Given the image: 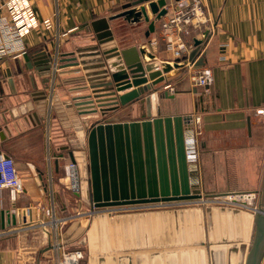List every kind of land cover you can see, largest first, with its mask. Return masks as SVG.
I'll return each mask as SVG.
<instances>
[{
    "label": "crops",
    "instance_id": "0c3cea01",
    "mask_svg": "<svg viewBox=\"0 0 264 264\" xmlns=\"http://www.w3.org/2000/svg\"><path fill=\"white\" fill-rule=\"evenodd\" d=\"M139 1L28 0L38 24L23 35L21 50L0 58V153L14 159L24 186L13 201L7 191L0 194V264H30L25 259L32 260L31 264H51L55 252L46 249L47 236L38 233L46 231L37 225L46 219L42 208L53 205L60 215L87 206V201L90 204L86 131L102 114L98 107L93 117L80 113L73 99L92 97L94 91L111 92L103 91L111 86L102 72L105 68L93 62L101 55H91L89 49L97 44L96 33L103 22L107 20L113 34L103 46L147 45L157 64L174 60L161 41L149 43L158 37L160 19L147 37L144 20L108 19ZM200 1L214 28L205 23L200 25V33H184L185 41L194 48L183 53L184 61L179 64L186 66L188 59L195 58V67L211 68V83L192 85L187 68L167 77L171 83L146 99L107 111L103 121L139 120L156 114L198 115L197 158L193 162L203 194H259L264 190V120L257 113L264 108V0ZM147 13L152 18L149 10ZM45 19L51 27L42 23ZM195 39L202 42L195 45ZM70 161L80 173L78 194L67 187L64 166ZM71 195L76 200L73 207L69 206ZM63 205H67L64 211L60 209ZM195 216L197 229L178 236L184 240L177 245L179 254H172L170 215L164 214L130 215L136 228L130 230L129 241L120 242L119 250L137 248L135 264H244L253 232L249 210L217 212L211 207L196 210ZM143 221L148 223L146 231L138 227ZM19 223L25 225V231L13 234L10 228ZM81 224L84 233L86 225ZM88 232L83 238L90 246L86 264H99L96 255L107 249L108 236L104 231ZM111 233L115 240L129 231ZM101 238L104 245L96 241ZM31 251L36 252L34 258Z\"/></svg>",
    "mask_w": 264,
    "mask_h": 264
},
{
    "label": "water",
    "instance_id": "95a60500",
    "mask_svg": "<svg viewBox=\"0 0 264 264\" xmlns=\"http://www.w3.org/2000/svg\"><path fill=\"white\" fill-rule=\"evenodd\" d=\"M166 3L167 0H140L130 7L124 6V10L108 19L121 16L130 23L144 20L148 23L144 32L147 37L153 32L155 22L165 14ZM112 39V31L105 20L96 33L97 44L89 48L91 55H101L93 62H99L105 68L102 72L106 73L104 77H108L107 84L111 86L103 91L111 92L98 94L94 91L92 97L73 99L80 113L88 112L93 117L98 107L102 114L86 131L91 203L102 207L190 201L207 196L196 179V166L187 156L188 114L103 121L107 111L146 99L150 93L168 86L172 80L167 77L184 73L187 66L179 64L178 59L157 64L155 54L147 45H131L120 50L103 46ZM201 42V39L194 40L195 45ZM117 91L124 92L117 94ZM78 135L82 138V133ZM252 221L253 232L244 264H264V193L258 208L253 211ZM84 229L79 220H73L62 232V243L75 240Z\"/></svg>",
    "mask_w": 264,
    "mask_h": 264
},
{
    "label": "built area",
    "instance_id": "2783aa9c",
    "mask_svg": "<svg viewBox=\"0 0 264 264\" xmlns=\"http://www.w3.org/2000/svg\"><path fill=\"white\" fill-rule=\"evenodd\" d=\"M165 8L166 12L159 20L158 37L149 43L155 44L161 41L165 49L172 52L174 60L178 59V62H182L184 61L181 60L183 53H189L194 48L192 43L185 41L184 33L190 30L200 33L201 24L208 23V27L211 29L214 28V24L210 22V18L206 14L200 0H174L172 3H167ZM42 23L47 28L51 27L49 19H45ZM37 24L38 22L35 19L33 10L29 6L28 0H0V58L21 50L23 48V35ZM116 50L120 49L116 47ZM195 63V58L186 61V66L188 70L190 69L188 71L190 83L194 86H208L212 81L211 68L208 66L195 67ZM257 113L262 114V119L264 120V108L258 109ZM189 117V127L186 130L187 156L194 161L197 158L196 146L199 134L197 125L199 124L200 116L191 114ZM64 173L68 179L67 187L72 192L78 194L81 178L76 163L70 161L65 164ZM23 189V182L19 176L14 159L10 155L0 153V194L7 191L10 200L13 201L18 194L23 192ZM244 196L249 203L254 200L252 193L245 195L242 192H237L232 199L236 202L239 200V197L243 198ZM235 202L233 201L232 203ZM90 208V210L82 212L79 215L86 214L92 216L94 213L101 211V209L102 211L112 210L115 207H98L91 203ZM42 210H44L47 216V220L40 219V224L45 230L48 227L52 230L55 229L57 232L61 225L72 217L55 216L53 205L42 208ZM55 246L60 247L59 243H56ZM82 258L83 252L81 249L63 251L61 256L55 259V264H81Z\"/></svg>",
    "mask_w": 264,
    "mask_h": 264
},
{
    "label": "rangeland",
    "instance_id": "374dc122",
    "mask_svg": "<svg viewBox=\"0 0 264 264\" xmlns=\"http://www.w3.org/2000/svg\"><path fill=\"white\" fill-rule=\"evenodd\" d=\"M167 4V3H166ZM165 4V5H166ZM163 16V15H162ZM161 16V17H162ZM160 17V18H161ZM180 69V68H179ZM189 115V114H188ZM197 145H198V141H197ZM69 163V162H68ZM203 192V191H202ZM242 194L244 193L245 195L247 194H253L254 196V200L252 202L249 203V201L246 200V197L244 196L241 199L237 200L235 202L234 199H232L233 197H235V194L237 192H226V193H222V194H218L217 192H206V193H210L207 194V196H204L200 199H190V201H185V200H181V201H155V202H151V203H134V204H125V205H113L112 207H115L112 210H103L101 209V211L94 213L92 216H88L86 214L83 215H79L82 212H85L87 210H90L91 208V200H90V204L87 201V206H82L78 209L73 208L72 210H67L64 211L67 208V205L64 206L63 208L60 207V209H63L62 211H64V213H60V215H58L55 212V216L58 217H65V216H69L71 217L70 219L66 220L65 223H63L60 227V229L56 232L55 229H49L47 227V230L44 232L42 231V229H40L41 231L38 232L39 234H42L43 236H47V243L46 245L48 247H46V249H51L53 250L55 253L54 255H52L53 257L51 258V264H55V259L57 257H60L63 251H69V250H74V249H81L83 252V258L81 260V264H86V262L88 261V257H89V252H90V246H88L87 243L85 242V238L86 236L88 237L89 232L87 233V231H90L92 234V231H104L106 233V235L108 236L107 242V249L106 250H99L100 254H97L96 256L98 257V263L99 264H135L133 259L137 258V253H139L137 251V248H134L132 250V248L130 247L131 245H128L130 248H128L127 250H119V246H121L120 242H124V240L127 238V241H129V237H130V230L131 229H135L136 228V222H131L130 223V215H134V214H149L152 216V214H161V215H165V216H169L170 215V227H171V232H172V254H179V248H178V244H180L181 242H184V240L182 239V237H178V236H182V232H194V230H196V216H195V211L199 210V212L204 211L207 208H211L214 207L215 211L220 212L221 210H227L228 212H230L232 210V208H236V210H249V212L253 215V208H258L259 203L262 201V197H263V193L264 191L259 192V194L257 192H253V191H241ZM71 194H73L70 191ZM204 193V192H203ZM229 195L231 199L226 198L225 197ZM225 196V197H224ZM69 199H72L69 202V206L74 205V203H76L75 200V195H71V197H69ZM193 200H196L195 202H192ZM235 203H232V202ZM111 207V206H108ZM253 207V208H251ZM42 211V215H45L46 213H44V210ZM60 211V210H59ZM175 214L178 216L183 215V217L186 218H175ZM74 216V217H73ZM45 218H47V216L45 215ZM146 218V217H145ZM162 218V217H160ZM157 219V218H156ZM45 220V219H43ZM47 220V219H46ZM73 220H79L80 222H84V224L86 225V229L87 231H85L84 233H82L79 237H81L80 241H74V242H69V244H64L61 241V235L62 232L64 231V229L73 221ZM162 220V219H161ZM41 222V221H40ZM40 222H37V225L39 227H41ZM117 222V223H116ZM144 222V221H143ZM146 222V221H145ZM142 225V224H138V227L141 231L142 230H147L148 229V223L146 222ZM169 221H167L168 223ZM134 223V224H133ZM90 225V226H89ZM25 225L24 224H18L17 227H11L10 230L13 231L12 233H22L23 231H25V228H23ZM134 227V228H131ZM150 227V226H149ZM15 228V229H14ZM42 228V227H41ZM37 229V227H36ZM138 229V230H139ZM45 230V229H43ZM179 230V232H178ZM114 231H129V233H125L123 236L119 237H115V240L112 238V233ZM9 233H4L2 235H6ZM29 237V236H28ZM102 237V236H101ZM84 238V239H83ZM29 239H31V237H29ZM82 239V242H81ZM98 241V245H104V240L101 238L100 240H96ZM193 241V240H192ZM56 243H59L60 247L55 246ZM194 243L192 242L193 245ZM67 247H66V246ZM173 245H175V247H173ZM123 246V243H122ZM180 246V245H179ZM183 248H186L185 246H183ZM124 252V253H123ZM32 254V258H34V256L36 255L35 251H31L30 252ZM30 253H27V255H30ZM141 254V253H140ZM34 255V256H33ZM133 256V257H132ZM180 257V255H179ZM29 260L28 263L31 264L30 259H25ZM86 260V261H85ZM102 261V262H100ZM26 262V261H25ZM136 262V261H135ZM35 262L33 261L32 264H34ZM180 264V262H178ZM50 264V262H49ZM182 264V262H181Z\"/></svg>",
    "mask_w": 264,
    "mask_h": 264
},
{
    "label": "bare ground",
    "instance_id": "6f19581e",
    "mask_svg": "<svg viewBox=\"0 0 264 264\" xmlns=\"http://www.w3.org/2000/svg\"><path fill=\"white\" fill-rule=\"evenodd\" d=\"M228 196H229V195H227L226 197L224 196V197H225V199H226V198H229ZM238 199H242V198H241V197H239ZM195 201H196V200H193L192 202H195Z\"/></svg>",
    "mask_w": 264,
    "mask_h": 264
}]
</instances>
